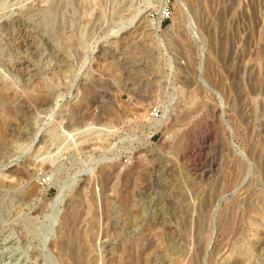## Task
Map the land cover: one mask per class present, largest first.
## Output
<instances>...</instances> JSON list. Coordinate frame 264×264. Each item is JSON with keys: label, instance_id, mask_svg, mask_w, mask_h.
Here are the masks:
<instances>
[{"label": "rangeland", "instance_id": "obj_1", "mask_svg": "<svg viewBox=\"0 0 264 264\" xmlns=\"http://www.w3.org/2000/svg\"><path fill=\"white\" fill-rule=\"evenodd\" d=\"M81 262L264 264V0H0V264Z\"/></svg>", "mask_w": 264, "mask_h": 264}, {"label": "bare ground", "instance_id": "obj_2", "mask_svg": "<svg viewBox=\"0 0 264 264\" xmlns=\"http://www.w3.org/2000/svg\"><path fill=\"white\" fill-rule=\"evenodd\" d=\"M152 126L153 125H155V126H157L158 125V121H155V122H153V124H151ZM102 157V156H101ZM109 157H107L106 155H103V157L101 158V159H108ZM110 159V158H109ZM96 166V165H95ZM95 166H93V168L92 169H94V167ZM83 171H85V170H83ZM82 172V171H81ZM109 178V177H108ZM68 179V178H67ZM59 195H61V198H62V191H60L59 190V194L57 195V197L59 196ZM208 195V194H207ZM56 200H59L58 198L56 199ZM55 200V201H56ZM209 200V199H208ZM59 202V201H58ZM204 202V201H203ZM187 209V208H186ZM55 215V214H54ZM56 215H57V213H56ZM70 218V217H69ZM187 219V218H186ZM71 220V219H70ZM55 222V217L53 216V217H51V219H50V223H49V228L50 229H53V227H54V223ZM189 223V222H188ZM187 223V224H188ZM23 226V225H22ZM56 229H58L57 227H56ZM239 229V228H238ZM184 230H186V229H184ZM188 230H189V228H188ZM33 232V234L32 235H34L35 237H37L38 238V236L41 234V232L38 230V229H33L32 230ZM49 231V230H48ZM51 231H53V230H51ZM40 232V233H39ZM57 232V231H56ZM66 232V231H65ZM70 232V231H69ZM196 232V231H195ZM44 234V233H43ZM45 234H46V232H45ZM44 234V235H45ZM46 236V235H45ZM44 237V236H43ZM48 238V237H47ZM51 238V237H50ZM49 238V239H50ZM46 242V241H45ZM50 243H51V241H50ZM200 244V243H199ZM72 246V245H71ZM201 247V246H200ZM65 250V249H64ZM70 250H71V248H70ZM74 250V249H73ZM77 251V250H76ZM89 253V252H88ZM87 255V254H86ZM72 256V255H71ZM78 258V257H77ZM76 259V258H75ZM79 262V261H78ZM195 262V261H194ZM79 264H82V262L81 263H79ZM84 264V263H83Z\"/></svg>", "mask_w": 264, "mask_h": 264}, {"label": "built area", "instance_id": "obj_3", "mask_svg": "<svg viewBox=\"0 0 264 264\" xmlns=\"http://www.w3.org/2000/svg\"><path fill=\"white\" fill-rule=\"evenodd\" d=\"M164 15H165L166 17H169V12H168V11L164 12Z\"/></svg>", "mask_w": 264, "mask_h": 264}]
</instances>
